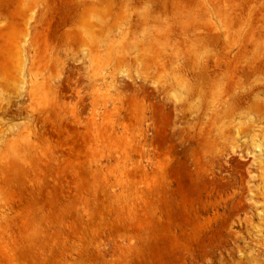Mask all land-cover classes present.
I'll return each instance as SVG.
<instances>
[{
  "label": "rangeland",
  "instance_id": "374dc122",
  "mask_svg": "<svg viewBox=\"0 0 264 264\" xmlns=\"http://www.w3.org/2000/svg\"><path fill=\"white\" fill-rule=\"evenodd\" d=\"M0 264H264V0H0Z\"/></svg>",
  "mask_w": 264,
  "mask_h": 264
}]
</instances>
